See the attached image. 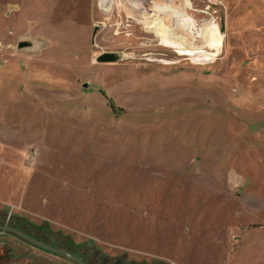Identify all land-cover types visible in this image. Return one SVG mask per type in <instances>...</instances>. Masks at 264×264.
Returning a JSON list of instances; mask_svg holds the SVG:
<instances>
[{"label": "rangeland", "instance_id": "obj_1", "mask_svg": "<svg viewBox=\"0 0 264 264\" xmlns=\"http://www.w3.org/2000/svg\"><path fill=\"white\" fill-rule=\"evenodd\" d=\"M128 1L0 0V220L89 264H264V0Z\"/></svg>", "mask_w": 264, "mask_h": 264}, {"label": "flooded vegetation", "instance_id": "obj_2", "mask_svg": "<svg viewBox=\"0 0 264 264\" xmlns=\"http://www.w3.org/2000/svg\"><path fill=\"white\" fill-rule=\"evenodd\" d=\"M4 224H0V226H8L11 228H15L10 226L9 221L5 220ZM24 234L28 235L29 237L38 240L42 243L48 244L52 247L59 248L61 250L67 251L75 255L72 251H70L67 248L55 246L47 241H43L37 237L34 236L33 231L26 232L24 230H20L18 228H15ZM0 235L2 236L0 238V264H40L35 259L37 257H40L41 255H51L53 257H59L56 255H53L51 253H48L46 251H43L26 241L22 240L21 238H18L12 234H9L7 232H0ZM4 236V237H3ZM16 241V242H15ZM76 256V255H75ZM78 257V256H76ZM61 258V257H59ZM79 258V257H78ZM63 259V258H62ZM65 260V259H64ZM68 261V260H66ZM69 263H72L68 261ZM74 264V263H72ZM84 264H89L85 263Z\"/></svg>", "mask_w": 264, "mask_h": 264}, {"label": "water", "instance_id": "obj_3", "mask_svg": "<svg viewBox=\"0 0 264 264\" xmlns=\"http://www.w3.org/2000/svg\"><path fill=\"white\" fill-rule=\"evenodd\" d=\"M0 232H7L9 234H12L18 238H21L22 240L26 241L27 243L43 250V251H46L48 253H51L53 255H56V256H59L65 260H68L74 264H84V262L76 257L75 255H73L72 253L70 252H67V251H64V250H61L59 248H55V247H52L48 244H45V243H42L38 240H35L31 237H29L28 235L24 234L23 232L15 229V228H11V227H8V226H0Z\"/></svg>", "mask_w": 264, "mask_h": 264}, {"label": "trees", "instance_id": "obj_4", "mask_svg": "<svg viewBox=\"0 0 264 264\" xmlns=\"http://www.w3.org/2000/svg\"><path fill=\"white\" fill-rule=\"evenodd\" d=\"M114 109V106H111ZM6 219L3 217V220H0V224H4V222ZM9 224L12 227L18 228L20 230H24L26 232H29L30 230L33 231V234L35 237L43 240V241H47L55 246H59V247H64L67 248L64 245H60L59 242L54 241L55 239L52 237V235L50 233H46L45 231H42L40 229V227L34 226L33 224L29 223L27 220L25 219H20V218H14V219H10L9 220ZM54 236V235H53ZM68 249V248H67ZM83 262L88 263V261L86 259H84L81 256H78Z\"/></svg>", "mask_w": 264, "mask_h": 264}, {"label": "bare ground", "instance_id": "obj_5", "mask_svg": "<svg viewBox=\"0 0 264 264\" xmlns=\"http://www.w3.org/2000/svg\"><path fill=\"white\" fill-rule=\"evenodd\" d=\"M120 1H122V0H118L117 3L120 2ZM123 1L125 3H127V5H125L127 7H128L129 4H131V1H128V0H123ZM120 3H122V2H120ZM163 35L164 34L160 35L162 37V39L160 38L161 41H162L161 43L166 44V46L168 45V46L175 47V48L177 47L176 49H178V47H179V49H178V54L179 55H181V56H191L192 57V56H195L196 54L199 53L198 50L196 52L195 51L193 52V51H189L187 49H184L183 48L184 46H182V45H180L182 47H180L179 45H176V44L174 45V42L170 41L168 36H163ZM211 35H210V39H209L210 40V44L209 45L211 47H214L216 49V51L219 52V48L221 47V38L219 37L218 32L216 30H215V34H211Z\"/></svg>", "mask_w": 264, "mask_h": 264}, {"label": "built area", "instance_id": "obj_6", "mask_svg": "<svg viewBox=\"0 0 264 264\" xmlns=\"http://www.w3.org/2000/svg\"><path fill=\"white\" fill-rule=\"evenodd\" d=\"M118 0H99V2L103 5V7L111 8L113 4H116ZM107 8V9H108ZM113 8V7H112ZM110 10V9H109Z\"/></svg>", "mask_w": 264, "mask_h": 264}]
</instances>
